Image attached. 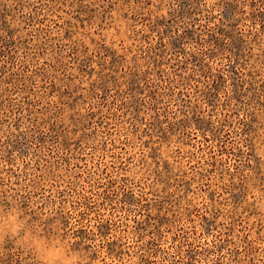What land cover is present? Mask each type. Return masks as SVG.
<instances>
[{
  "label": "rangeland",
  "instance_id": "374dc122",
  "mask_svg": "<svg viewBox=\"0 0 264 264\" xmlns=\"http://www.w3.org/2000/svg\"><path fill=\"white\" fill-rule=\"evenodd\" d=\"M12 208L75 264H264V0H0Z\"/></svg>",
  "mask_w": 264,
  "mask_h": 264
},
{
  "label": "clouds",
  "instance_id": "9594fccd",
  "mask_svg": "<svg viewBox=\"0 0 264 264\" xmlns=\"http://www.w3.org/2000/svg\"><path fill=\"white\" fill-rule=\"evenodd\" d=\"M26 221L21 219V211L12 208L7 212L0 214V240L5 237H17L24 233L23 240L30 241L31 245L37 249L40 260L43 264H75L76 257H67L65 248H45L44 242L32 236L31 232L26 230Z\"/></svg>",
  "mask_w": 264,
  "mask_h": 264
}]
</instances>
